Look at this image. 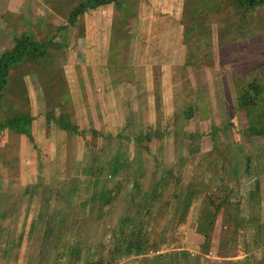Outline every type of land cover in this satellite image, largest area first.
Wrapping results in <instances>:
<instances>
[{
    "label": "rangeland",
    "instance_id": "obj_1",
    "mask_svg": "<svg viewBox=\"0 0 264 264\" xmlns=\"http://www.w3.org/2000/svg\"><path fill=\"white\" fill-rule=\"evenodd\" d=\"M85 2L0 0V264H264V5Z\"/></svg>",
    "mask_w": 264,
    "mask_h": 264
},
{
    "label": "trees",
    "instance_id": "obj_2",
    "mask_svg": "<svg viewBox=\"0 0 264 264\" xmlns=\"http://www.w3.org/2000/svg\"><path fill=\"white\" fill-rule=\"evenodd\" d=\"M112 0H87V2L80 4L78 7H75L71 10L69 14V21L73 22L76 15L81 13L86 5L91 7H95L101 4L108 3ZM233 3L237 6H244V7H254L258 5H264V0H232ZM36 42L31 37H21L19 40L16 41L15 45L12 47L11 50L4 52L0 56V99L2 97V89L6 87L8 83V76H9V67L14 62H17L20 58H22L25 54L26 55H33L39 52V47L35 46ZM42 52H39L37 55H41ZM34 58V57H33ZM254 88L253 91L255 94L259 92V88ZM29 119L26 115H13L11 118H6L4 122L0 121V128L3 126L12 127L17 131L22 133H26L27 130L24 129L27 127ZM121 166L120 163L114 158L111 160L109 164V174L115 175ZM154 246L153 248H155ZM140 250V248H138Z\"/></svg>",
    "mask_w": 264,
    "mask_h": 264
}]
</instances>
